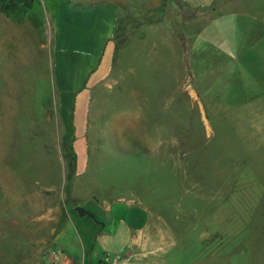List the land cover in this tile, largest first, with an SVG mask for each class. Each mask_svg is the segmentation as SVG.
<instances>
[{
	"label": "rangeland",
	"instance_id": "374dc122",
	"mask_svg": "<svg viewBox=\"0 0 264 264\" xmlns=\"http://www.w3.org/2000/svg\"><path fill=\"white\" fill-rule=\"evenodd\" d=\"M132 3L144 40L167 31L181 39L174 19L189 8L198 16L185 17L215 15L201 36L216 35L241 52V63L259 67L264 0ZM66 7L65 0H0V264H113L116 253L101 250L94 230L107 215L113 229L129 211L149 216L150 236L133 247L131 262L264 264V94L253 105L226 107L198 84L199 105L186 92L184 61L175 76L146 72L138 81L149 88L148 102L171 108L163 128L157 110L144 116L119 99L123 81L107 88V77L92 93L107 54L93 75L98 58L89 52L100 45H85L89 31L64 18ZM156 19L152 28L143 24ZM252 82L226 83L223 99L243 102L256 90Z\"/></svg>",
	"mask_w": 264,
	"mask_h": 264
},
{
	"label": "crops",
	"instance_id": "0c3cea01",
	"mask_svg": "<svg viewBox=\"0 0 264 264\" xmlns=\"http://www.w3.org/2000/svg\"><path fill=\"white\" fill-rule=\"evenodd\" d=\"M137 1L65 0L67 7L65 10L63 9L64 18H67L66 20L69 23L77 24L86 31H89L90 37L89 35L88 37L86 36L84 40L85 45L92 48L95 46L99 48L100 45V49L97 52H89L90 57L96 54V59L98 58L93 75L98 70L100 71L101 61L103 62L107 54L109 63H106V70L95 75L94 80L88 86L92 89L93 94L97 88L100 91L103 84L108 88L115 80L117 84L123 81L126 86L119 90V99H121V96L123 98L126 97L128 103L124 104L137 105L141 111L146 112L144 116H147L150 109L157 110L156 117H161L162 119V122H159L158 125L163 126V128L165 123L169 125L170 110L168 109L170 105H165L163 102L151 105L148 102L147 92H150L149 88L146 87V90L144 85L138 81L140 75L144 77L146 72L163 77L175 76L177 74L176 63L179 65L181 61H184L191 79L190 87L186 89V92L188 90L187 94H190L189 98L192 100L196 99L199 105L203 104L200 96L197 95L196 87H198V84L203 89L200 90L201 95L203 94L202 92L208 91L212 96V101L226 107H237L242 104L253 105L254 101L264 94V49L259 54V61L257 62L259 67L255 68L254 62L256 61L254 59L251 62V67L250 64L247 66V62L241 63L239 59L241 52L236 53L233 48L232 52L229 42L215 41V37L217 36L213 34L201 36V28L208 23L214 22L213 18L215 15L204 20L198 18L195 11L192 15L196 14L197 16L195 15L194 17L174 16V23L179 25L183 35L181 39H177L178 41L173 37L174 32L172 33L171 31H167L166 35L156 34L153 38L144 40L141 37L142 33L138 35L134 30L135 27L132 25L134 16L129 15L131 14L130 7L132 8L134 5L132 2ZM156 8V6H147V9L151 11ZM158 23V19L143 22L144 26L148 28H152L158 25ZM120 30L121 33H119ZM124 30L126 32L123 34ZM94 33L95 36L93 37ZM129 36H132V38L126 39ZM113 41L116 42L115 46L112 45ZM129 42H131L132 48L135 45L133 51L131 50L130 60L127 59L128 51L125 52ZM108 45L109 51L107 52ZM113 46L114 49L112 50ZM123 56L126 57L124 60H122ZM109 59H111V62ZM248 76L253 78L251 84L255 86V92L249 93V95L246 93L241 103L233 101L232 105H228V102L231 104V101L226 102L223 99L222 93L224 88L222 89V86H225L226 83H234L235 87L239 89L243 88L245 87L243 78ZM89 77H92V73L89 74ZM107 77L111 78L110 81L101 84V81ZM126 79H129L128 83H125ZM235 87L228 91L229 95L235 93ZM167 106L169 108L165 110ZM165 115L168 122L165 121ZM140 117L142 118V112ZM163 128L161 131L164 130ZM130 203H132L131 200L128 202V206H130ZM106 210L110 214V208L107 207ZM129 212L125 218L121 216L116 217L119 223L114 226L112 225L113 229L109 228L110 221H113L111 215H107L106 220H103L102 223L97 222L94 231L97 234H101L98 240L101 250L106 255H110L109 252L114 251L116 255L114 258L112 257L111 262L116 261V264H157V261H130L133 247L145 244L150 239V236L146 232L149 225V216H145L141 212ZM188 242V244H201L200 241L197 242L196 240H188ZM229 252L227 249L226 254H229ZM225 258L228 263L230 261L229 256H225Z\"/></svg>",
	"mask_w": 264,
	"mask_h": 264
},
{
	"label": "water",
	"instance_id": "95a60500",
	"mask_svg": "<svg viewBox=\"0 0 264 264\" xmlns=\"http://www.w3.org/2000/svg\"><path fill=\"white\" fill-rule=\"evenodd\" d=\"M178 7H179V9H181L180 6H178ZM193 13H194V11H192V10H190V9H188V8H184V9L182 10V15H184V16H189V15H192ZM74 210L77 212V214H78L79 216L86 215V216H88V217H90V218H92V219H95V218H94V215H93L90 211H88V210H86V209H84V208H82V207H80V206H76V207L74 208Z\"/></svg>",
	"mask_w": 264,
	"mask_h": 264
},
{
	"label": "built area",
	"instance_id": "2783aa9c",
	"mask_svg": "<svg viewBox=\"0 0 264 264\" xmlns=\"http://www.w3.org/2000/svg\"><path fill=\"white\" fill-rule=\"evenodd\" d=\"M115 262H116V261H113V264H116Z\"/></svg>",
	"mask_w": 264,
	"mask_h": 264
},
{
	"label": "trees",
	"instance_id": "16d2710c",
	"mask_svg": "<svg viewBox=\"0 0 264 264\" xmlns=\"http://www.w3.org/2000/svg\"><path fill=\"white\" fill-rule=\"evenodd\" d=\"M28 5V4H27Z\"/></svg>",
	"mask_w": 264,
	"mask_h": 264
}]
</instances>
